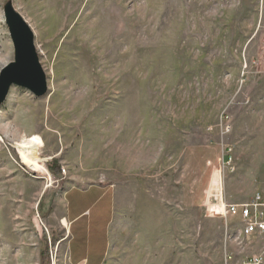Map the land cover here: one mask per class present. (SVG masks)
Here are the masks:
<instances>
[{
    "label": "rangeland",
    "instance_id": "rangeland-1",
    "mask_svg": "<svg viewBox=\"0 0 264 264\" xmlns=\"http://www.w3.org/2000/svg\"><path fill=\"white\" fill-rule=\"evenodd\" d=\"M9 2L49 92L14 87L0 109V264H68L64 195L94 184L116 192L104 264L264 255V236L211 208L264 198V0H0V73L15 58ZM33 135L48 173L16 151Z\"/></svg>",
    "mask_w": 264,
    "mask_h": 264
},
{
    "label": "crops",
    "instance_id": "crops-1",
    "mask_svg": "<svg viewBox=\"0 0 264 264\" xmlns=\"http://www.w3.org/2000/svg\"><path fill=\"white\" fill-rule=\"evenodd\" d=\"M116 192L104 184L72 187L64 195L68 264H104L111 248Z\"/></svg>",
    "mask_w": 264,
    "mask_h": 264
},
{
    "label": "water",
    "instance_id": "water-1",
    "mask_svg": "<svg viewBox=\"0 0 264 264\" xmlns=\"http://www.w3.org/2000/svg\"><path fill=\"white\" fill-rule=\"evenodd\" d=\"M15 58L0 73V109L7 102L12 88H21L37 98L48 95L49 84L35 44V33L27 21L15 11L12 3L3 10Z\"/></svg>",
    "mask_w": 264,
    "mask_h": 264
},
{
    "label": "built area",
    "instance_id": "built-area-1",
    "mask_svg": "<svg viewBox=\"0 0 264 264\" xmlns=\"http://www.w3.org/2000/svg\"><path fill=\"white\" fill-rule=\"evenodd\" d=\"M230 127L225 129L230 132ZM232 149H229L227 155L223 158V169L230 167L233 163V158L230 156ZM226 170V169H225ZM225 172V171H223ZM223 172H220V177H216L211 181L210 191L207 202L214 203L211 198L222 194L224 179L222 177ZM221 197L216 199V204L211 206L212 213L215 217H219L222 221H225L227 229L237 225L239 227L238 233L245 238L261 237L264 236V198L257 195L251 202L245 204H228ZM225 264H264V255H247L243 259L238 260L235 255L226 253L224 257Z\"/></svg>",
    "mask_w": 264,
    "mask_h": 264
},
{
    "label": "bare ground",
    "instance_id": "bare-ground-1",
    "mask_svg": "<svg viewBox=\"0 0 264 264\" xmlns=\"http://www.w3.org/2000/svg\"><path fill=\"white\" fill-rule=\"evenodd\" d=\"M15 147L23 164H25L31 171L34 173H48L44 165L40 164V152L44 147L42 138H39V136L36 135L25 137L22 141H19ZM63 225L67 227L68 223L64 221Z\"/></svg>",
    "mask_w": 264,
    "mask_h": 264
},
{
    "label": "trees",
    "instance_id": "trees-1",
    "mask_svg": "<svg viewBox=\"0 0 264 264\" xmlns=\"http://www.w3.org/2000/svg\"><path fill=\"white\" fill-rule=\"evenodd\" d=\"M50 169H51L52 173H54V174H59L60 173L59 166H58V164L56 162H54V163L52 162V164L50 165ZM45 254L46 253H42L43 259L47 258V255H45Z\"/></svg>",
    "mask_w": 264,
    "mask_h": 264
}]
</instances>
